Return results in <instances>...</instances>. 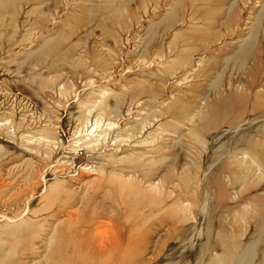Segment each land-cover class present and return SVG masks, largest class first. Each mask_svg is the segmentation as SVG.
<instances>
[{
    "label": "rangeland",
    "instance_id": "374dc122",
    "mask_svg": "<svg viewBox=\"0 0 264 264\" xmlns=\"http://www.w3.org/2000/svg\"><path fill=\"white\" fill-rule=\"evenodd\" d=\"M263 2L0 0V200L8 202L6 207L12 202V186L19 188L28 177V183L39 182L40 189L55 177L71 181L85 174L93 179L114 178L116 185L125 184L124 195L116 191L114 197L132 212L138 209L123 204L144 199L143 176L158 182L171 172L176 189L169 204L158 208H168L172 226L162 232L156 249L140 250L135 260L124 246L48 251L38 244L30 248L26 243L31 232L14 236L2 229L0 264L151 261L173 228L195 222L188 210L195 202L180 204L183 211L176 202L184 189L196 187L213 152L209 140L218 127L207 113L214 97L206 94V87L222 66L224 48L236 47L243 40ZM259 45L256 56L264 69V25ZM248 65L250 70L254 67L252 61ZM246 72L229 68L220 82L222 92L241 103L249 99L256 106L240 117L243 123L252 121L264 104H260L264 77L252 84ZM109 122L114 123L106 129ZM134 123L138 129L130 131L129 124ZM254 128L252 132L259 126ZM252 140L263 142L264 135H252ZM158 146L160 150L155 151ZM242 152L236 150L239 155ZM239 155L225 158L239 164L231 178L236 193L228 192L226 199L238 205L236 233L245 239L257 226L249 197L253 191L263 192L264 158L255 155L258 160L252 161L247 154ZM96 158L107 159L112 171L106 174L105 166L99 175ZM222 178L229 188L230 177ZM189 194L196 195L190 190ZM93 203L87 200L77 208L86 214ZM245 211L252 215L247 221L241 219ZM4 221L0 218V225ZM97 221L106 229V216Z\"/></svg>",
    "mask_w": 264,
    "mask_h": 264
},
{
    "label": "bare ground",
    "instance_id": "6f19581e",
    "mask_svg": "<svg viewBox=\"0 0 264 264\" xmlns=\"http://www.w3.org/2000/svg\"><path fill=\"white\" fill-rule=\"evenodd\" d=\"M263 25L264 2L255 14L243 40L236 47L224 48L220 55L222 66L219 67L218 73H215L216 77L208 81L206 87L208 90L205 92L213 94L214 99L207 106V113L216 128L218 127L210 135L209 141L213 152L208 156L209 163L205 172L196 181V187L184 189L176 202L178 210L180 208L182 211L184 209L180 204L191 200L192 203L195 202L188 209L189 215L195 222L173 228L172 234L170 233L171 235L164 240L160 251L151 261L141 263L136 261L137 263L134 264H264V185L263 192L253 191L249 197V203L254 204L255 207L257 226L250 235L241 239V236H237L235 225L238 205L226 199L229 193L231 196L236 193L237 185L231 178H234L239 164L225 160L228 155H239L236 153L239 148L242 149V154L249 155L252 161L258 160L254 158L255 155L264 158V141L252 140V135H264V101L260 103L263 104L261 107L258 106L261 109L253 120L243 123L240 122V117L252 113L256 106L250 104L249 99L241 103L220 89L222 75L227 69L230 68L232 71L236 69L244 74L249 69L250 61L254 63V67L247 71L252 79L251 83L253 84L259 76L264 77V69L260 67L261 59L256 56ZM251 83L249 86L252 85ZM113 123L106 124V129ZM255 126H259V129L252 132ZM136 128L138 129L136 123L129 124L130 131ZM84 131L88 133L91 130ZM96 140L99 142V139ZM154 149L158 151L160 146ZM165 156L167 157L168 154ZM96 159L98 162L95 170L99 175L104 174L105 166L106 174L112 171L107 159ZM172 164L173 162L169 163L167 169ZM222 175L230 177L229 188ZM91 177L85 174L75 181L55 177L50 185L42 189L39 182L28 183L29 177L17 189L14 184L10 189V191L15 190L10 208L6 207L8 202L0 200V218L5 220L0 225V230L6 229V232L14 236L20 235L22 231H29L31 234L26 246L36 248L38 244H42L48 251L70 246H106L113 249L124 246L129 249L128 253L135 260V254L141 252L140 250L156 249L160 244L158 240L162 232L172 226L167 218L168 208L158 210L166 203L169 204L172 193L176 190L171 172L167 171L158 182H155V179L142 177L145 179L143 189L145 200L138 198L124 202L125 199L121 197L124 206L129 204L130 207L135 206V209H138L133 212L120 206L119 201L114 197L116 191L118 196L123 194L125 184L116 185L117 180L108 176L100 175L96 179ZM39 190L42 195H38V199L34 201L33 197ZM189 190L197 196L189 194ZM87 200L94 201L93 209L84 214V211L77 207L86 205ZM104 213L106 214L103 215ZM241 214V219L244 221H247L251 215L247 211ZM225 215L230 217L229 221L222 220ZM102 216H106V229L105 226L103 228L104 224H98L97 221V218Z\"/></svg>",
    "mask_w": 264,
    "mask_h": 264
}]
</instances>
